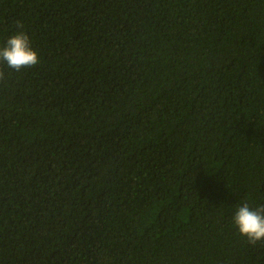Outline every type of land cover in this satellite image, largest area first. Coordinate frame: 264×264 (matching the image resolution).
Masks as SVG:
<instances>
[{
  "label": "trees",
  "instance_id": "1",
  "mask_svg": "<svg viewBox=\"0 0 264 264\" xmlns=\"http://www.w3.org/2000/svg\"><path fill=\"white\" fill-rule=\"evenodd\" d=\"M0 264H264V0H0Z\"/></svg>",
  "mask_w": 264,
  "mask_h": 264
},
{
  "label": "clouds",
  "instance_id": "2",
  "mask_svg": "<svg viewBox=\"0 0 264 264\" xmlns=\"http://www.w3.org/2000/svg\"><path fill=\"white\" fill-rule=\"evenodd\" d=\"M17 26L21 30L10 35L0 47V60L6 62L7 67L15 71L39 63L37 52L30 45L29 36L22 30L23 26L19 22ZM4 79L5 73L0 70V80ZM233 223L250 243L264 242V205L253 209L247 202L243 203L235 211Z\"/></svg>",
  "mask_w": 264,
  "mask_h": 264
}]
</instances>
